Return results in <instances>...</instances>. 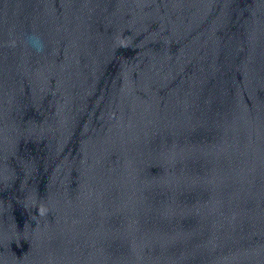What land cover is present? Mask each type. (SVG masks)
I'll return each mask as SVG.
<instances>
[{"label": "water", "instance_id": "obj_1", "mask_svg": "<svg viewBox=\"0 0 264 264\" xmlns=\"http://www.w3.org/2000/svg\"><path fill=\"white\" fill-rule=\"evenodd\" d=\"M0 264H264V0H0Z\"/></svg>", "mask_w": 264, "mask_h": 264}]
</instances>
